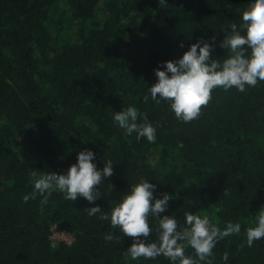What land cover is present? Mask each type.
I'll return each mask as SVG.
<instances>
[{
    "label": "trees",
    "instance_id": "16d2710c",
    "mask_svg": "<svg viewBox=\"0 0 264 264\" xmlns=\"http://www.w3.org/2000/svg\"><path fill=\"white\" fill-rule=\"evenodd\" d=\"M250 2L0 0V264H171L163 256L132 260L125 255L132 238L85 210L110 214L141 178L156 184L157 198L173 197L161 218L175 215L183 227L191 212L221 230L241 224L239 235L216 244L213 264H264V238L246 243L264 207V81L245 92L213 89L191 122L148 92L155 69L201 38H216L212 55L222 62L229 52L220 43ZM129 42L144 46L145 67L124 58ZM129 106L156 127L154 143L116 124L115 112ZM84 149L95 153L98 169L114 164V175L97 186L101 199L65 200L55 187L32 196L30 171L65 174ZM53 226L75 243L53 246ZM150 227L155 241V218ZM108 233L117 239L106 241ZM185 254L196 256L191 247Z\"/></svg>",
    "mask_w": 264,
    "mask_h": 264
},
{
    "label": "clouds",
    "instance_id": "9594fccd",
    "mask_svg": "<svg viewBox=\"0 0 264 264\" xmlns=\"http://www.w3.org/2000/svg\"><path fill=\"white\" fill-rule=\"evenodd\" d=\"M230 29L220 43V47L229 52L222 62L213 59L216 38L213 37L211 42L201 38L190 46L182 58L164 62L161 65L164 70L161 67L155 69L157 82L148 88L151 99L157 104L167 102L177 119L191 122L201 115L202 107L209 104L213 89L228 91L235 87L245 92L246 86L255 87L258 81H264V0H251L243 10L242 22L239 25L232 23ZM148 99V95H145L144 101ZM138 118H142L143 122H138ZM113 119L125 130L126 135L136 133L137 141L146 138L150 143L155 142L156 127L148 121L147 114L140 113L136 107L129 106L115 112ZM95 158L92 150L84 149L78 153L77 162L65 174L30 171L34 185L32 196L37 192L43 195L55 187L64 194L65 200L76 201L78 197H83L94 204L101 199L97 186L114 175L111 160L104 161L103 169H98L93 163ZM156 187V184L141 178L139 183L131 185L130 191L113 206L110 214L103 212L100 206L85 208L89 216L101 213V220H110L113 228L119 229L124 237L132 238L133 242L125 253L132 260L141 257L154 260L163 256L171 264H200L205 261L206 264H213L216 244L241 233V224L238 222H228L221 230L208 216L201 217L191 212L184 214L183 227L175 215L161 218L160 214L167 211L173 197L161 193L162 198H157L154 195ZM227 194L224 190L223 195ZM23 199L27 202L29 196ZM150 218L156 220L155 241L150 239L153 232ZM255 225L246 229L248 247L264 238V207L258 211ZM104 238L106 241L117 239L112 233L106 234ZM187 247L194 249L195 258L185 254ZM243 247L244 244H241V250ZM228 258L225 252L223 260L226 262Z\"/></svg>",
    "mask_w": 264,
    "mask_h": 264
},
{
    "label": "rangeland",
    "instance_id": "374dc122",
    "mask_svg": "<svg viewBox=\"0 0 264 264\" xmlns=\"http://www.w3.org/2000/svg\"><path fill=\"white\" fill-rule=\"evenodd\" d=\"M132 42L127 43L122 48V54L124 58L129 61V62H135L137 63L140 67H145L146 66V50L144 49L143 45L140 44H130ZM130 44V45H128Z\"/></svg>",
    "mask_w": 264,
    "mask_h": 264
},
{
    "label": "built area",
    "instance_id": "2783aa9c",
    "mask_svg": "<svg viewBox=\"0 0 264 264\" xmlns=\"http://www.w3.org/2000/svg\"><path fill=\"white\" fill-rule=\"evenodd\" d=\"M50 240L53 246L57 245L58 243H64L68 246H71L75 243V237L73 234L58 230L56 226H53L51 229Z\"/></svg>",
    "mask_w": 264,
    "mask_h": 264
}]
</instances>
